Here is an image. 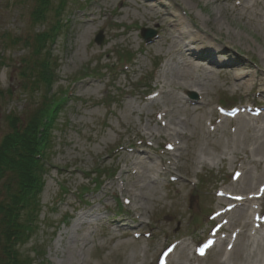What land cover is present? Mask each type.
<instances>
[{"label":"rangeland","instance_id":"obj_1","mask_svg":"<svg viewBox=\"0 0 264 264\" xmlns=\"http://www.w3.org/2000/svg\"><path fill=\"white\" fill-rule=\"evenodd\" d=\"M120 1L0 0V144L13 124L24 125L36 115L46 88L48 101H62L48 131L53 144L45 156L40 211L33 232L16 245L27 259L24 264H156L160 249L167 245L172 254L169 264H264V226L254 225L251 234L233 247L235 232H216L218 198L213 193L220 186L229 188L241 170L254 171L252 162L239 157L248 159L243 148L255 146L252 137L261 131L253 126L264 130V21L259 13L263 4L243 1L245 16L228 19L220 9L237 0H221L220 9L205 0H161L173 5L170 11L185 31L195 33L192 18L208 30L209 42L219 49L214 53L217 63H211L204 52L193 55L195 44L189 43L187 56L201 81L199 88L182 89L174 81L166 82L165 101L152 104L161 87L156 79L162 65L171 58L177 65L187 56L174 53L167 42L148 48L163 32L156 21L147 19L159 12L147 8L153 2L140 7V0H123L125 5ZM175 1L181 7L178 11ZM87 12L98 20L84 31L77 18ZM142 29L154 32L149 42ZM98 32L101 43L95 41ZM39 37L47 41L41 49ZM45 61L54 80L35 84L38 68L45 70L39 63ZM85 82L96 87L80 96ZM165 108L162 121H175V126L184 121L177 129L185 134L175 135L179 148L169 156L161 153L164 140L146 135L150 130L158 133L154 119H160ZM239 110L250 123L248 130L236 127ZM218 126L215 135L207 137L205 131ZM138 133L145 134L144 144ZM139 146L142 149H136ZM132 152L142 160L148 156L150 160H144L152 168L140 180L145 196L138 205L120 190L129 180L120 172ZM168 158L176 164H170V174H163L160 162L166 164ZM255 194L251 209L261 210L264 219V179ZM76 223L79 229L74 228ZM139 224L143 226L138 228ZM125 231L123 237H112ZM225 236L221 248L207 247L213 238ZM137 238L141 240L131 242ZM204 246L205 251L198 253ZM196 249L201 256L193 261ZM7 260L11 256L0 248V264H11Z\"/></svg>","mask_w":264,"mask_h":264},{"label":"bare ground","instance_id":"obj_2","mask_svg":"<svg viewBox=\"0 0 264 264\" xmlns=\"http://www.w3.org/2000/svg\"><path fill=\"white\" fill-rule=\"evenodd\" d=\"M146 1L153 2V4L150 5ZM220 1L221 0H205V4H212L214 6H217L215 8L220 9V4H219ZM243 1H247V0H237L231 3L227 2L226 4L227 6L229 5V7L224 6L223 7L224 11L222 9L220 10L221 12H223V14L228 19L232 18V15L245 16L246 12L242 11V8L240 6L242 5L241 2ZM252 1H253L252 5H255V6L260 5V3L263 4V7L259 11V13H260V18L262 19V21H264V0H252ZM120 3L122 5L123 4L125 5V2L123 0H121ZM175 3H176L175 11H178V9L181 7L176 1ZM146 4H148L147 5L148 9L156 8V11H159L156 13L149 14L147 19L156 21L159 25V28H161L163 31L161 32V34H159L158 38L152 41L151 45H149L148 47L149 49H151L156 44H159V43L165 44V42H167L169 44L170 49L175 50L174 53H177L178 55L182 56V58H185L187 54L189 55L188 53L189 50L186 47H188L189 43H193L195 44V46L192 48V49H195L194 52L192 53L193 55L199 56L201 55L202 52H204L203 55L205 54L207 56V59L209 60V62L217 63L214 58V53L216 50L218 52L219 48L215 47L213 42H209L211 41L209 38L210 33L207 32L208 31L207 29L199 26L197 22H195L192 18H190L191 24L196 30H195V33L187 32L184 30V27L180 25V22L177 21L178 20L177 14L175 12H171L173 10V7H172L173 5H171L170 3L162 4L161 0H140L138 3V6L143 7L142 5H146ZM118 13H121V10H118ZM93 15L94 14L92 12H87L84 15H82L81 18H77V22L83 26L82 28L84 31H86L94 22L98 20V18H95ZM172 20H174L175 23L173 25L167 26L166 28V26L164 25L168 21H172ZM166 30L167 31L172 30V33L167 32ZM176 38L177 40H175ZM206 48L208 49L207 53H205ZM189 60L192 61L187 56L186 59H183V61L178 62V64L175 65L171 58L168 63L165 62L162 65V69L160 70L161 73L157 76V79H156V83L160 82L161 87L160 89L157 90V93L153 96V99L151 100L152 104H155L159 100H162L163 102L165 101L166 96L164 95H166L167 93L164 91L163 87L166 84V82L171 83L174 81V84L182 89L199 88L197 86L200 85L201 81L198 75L197 74L195 75L196 73L195 69L191 67V64L193 61L190 62ZM135 63L138 64L139 62L136 61ZM195 66L199 67V65H195ZM239 85L241 86L242 83L239 82ZM82 86L84 87H81L79 89L80 96H84L86 94V91H91V88L96 87V85L90 82H85ZM199 90H202V89H199ZM195 91L197 90L195 89ZM201 92L198 91V93H201ZM202 107L203 106H196L195 109L201 110ZM246 109H248L249 111V109L251 108H246ZM246 109H243V110L245 111ZM162 110L163 111L160 112V115H161L160 119L159 118L154 119L156 124L159 126L157 130L158 133H154L153 131L150 130L149 133L146 135H147V138L155 139L156 141L158 139L164 140L160 143L163 145V149H165V150H162L161 153L165 155L168 154L169 156L171 153L170 152L171 150L179 148L174 138H175V135H177L178 137H183V135L185 134V133H182L179 129H177V126L180 127L181 123L182 122L184 123V121L182 120L179 121V123L176 126H175V121L169 120V123H167V121L165 120L162 121L161 118L164 116L165 114L164 111H166V108ZM240 112L241 111L239 110V112L236 113L238 114L236 116V119H237L236 127L242 130L244 129L248 130L250 128L249 126L250 123L245 120L246 119L245 117H243L242 115L240 116ZM150 119H152V117H150ZM262 119H264V116L262 117ZM230 121L232 122L234 120L232 118L231 119L229 118V122ZM219 127L220 126L214 127V128L211 127L207 131H205V133H207V137L210 135H215L214 133L219 130ZM253 127H254L253 129L257 128V130L261 132L259 135H256L255 133V136L252 137L255 143V146L251 150L243 148V151L247 152L246 154L248 156L247 157L248 159L244 160L243 157L241 158L239 157V160L243 162L245 161L246 163L252 162L254 166V171L241 170L240 174H237L235 176V181L233 184H231L229 188H226V187L222 188L220 186L219 188H216L213 191L214 195L218 198L217 199L218 207L216 209V215L218 217L215 219V223H214V225L218 227L216 232H221V231H226L228 233L235 232L234 241H231L233 247L237 243H240L239 241L242 240L244 237L249 236L251 234L249 233V231L251 230V228H253L254 225L257 224V226L259 227L264 226V219L260 218L261 210L256 211L255 209H251L252 204L257 200V197H258V195H256L255 192L257 189H259L260 184L263 182V179H264V157H263L264 156V130L262 128L263 126H260V125H255ZM166 137L168 138V140H165ZM137 138L140 140V143H143V144L145 142L144 140L147 139L145 137V134L141 135L139 133L137 135ZM136 149L140 150L142 149V147L139 146ZM255 155H260L261 157L259 159H254L253 157ZM145 157L146 158L143 157V160H142L138 156L135 157V153L132 152L128 156L129 158L128 160L130 161L128 162L129 164L133 163V166H130V165L128 166V162L125 159L124 168H122L120 172V174H123L125 172L126 178L129 179L127 180V182L121 183L122 185L120 186V190L126 195L125 196L126 198L128 197L130 198V199L128 198L129 202H131V204L133 205H136V204L138 205L139 201H141L140 197L142 198L145 196L144 193L142 192V187H144V185L140 186V182H141L140 180L142 178L148 177L146 172L152 169L145 162V160L147 159L150 160V158L148 156H145ZM161 162H160L159 167L161 171H163L162 172L163 174H170L172 171L170 169V164L171 163L176 164L175 161L171 162L170 158H168V161L166 164H163ZM134 165L141 168V172L135 171ZM177 167L178 165H175V168ZM240 167L242 168V165ZM91 171L92 170L87 171V174H85L84 177L88 178L89 177L88 174ZM130 176L132 177V179L129 178ZM119 178L123 180V177L121 175L119 176ZM109 184L111 186H116V181H110ZM128 186H132V187L130 188ZM135 190H138V192H136ZM230 197H233V198H230ZM139 206L143 209L141 205ZM225 218H228L227 222L222 221ZM78 223L74 225L75 229H79L77 227ZM142 226L143 224H139L138 228ZM80 229L81 231L80 232L78 231V235H77L78 239H80V236H82L81 234L83 232V229L82 228ZM125 233L128 234V232L125 231V232H122L121 234L115 233L112 237L120 238V237H123ZM139 240H141V238L131 240V242L136 243L137 241L139 242ZM224 241H227L226 236L219 237V238L215 237L212 240H210L207 247L214 248L217 246L218 248H221L222 247L221 245L223 244ZM176 246H178V243L173 245L172 248H176ZM186 247L187 245L184 244L182 246V249L185 250ZM80 248L83 249L84 246H81ZM198 253H201V251H198ZM198 253L196 249V252H194V256L191 257L193 261L200 258L201 255ZM171 259H172L171 249L168 248V245L165 247L163 246L160 249L156 257V264H169L171 262Z\"/></svg>","mask_w":264,"mask_h":264},{"label":"trees","instance_id":"obj_3","mask_svg":"<svg viewBox=\"0 0 264 264\" xmlns=\"http://www.w3.org/2000/svg\"><path fill=\"white\" fill-rule=\"evenodd\" d=\"M34 14L38 16L36 12ZM41 38L44 37L37 40L40 49L43 46L41 43L44 40L47 42ZM39 66L45 70L35 67L33 72L37 68L38 71L34 83L42 81L48 84L53 81L47 62L39 63ZM44 91V100L36 115L24 125L22 122L17 126L13 124V130L0 144V248L8 258L11 256L12 260H7L11 264H24L27 261L16 245L19 246L33 232V222L36 223L40 211L45 156L52 143L48 131L52 129L55 113L62 103L48 101L47 88Z\"/></svg>","mask_w":264,"mask_h":264},{"label":"water","instance_id":"obj_4","mask_svg":"<svg viewBox=\"0 0 264 264\" xmlns=\"http://www.w3.org/2000/svg\"><path fill=\"white\" fill-rule=\"evenodd\" d=\"M154 34L153 31H151L150 29H143L142 30V35L143 37L146 39V41L150 40V37ZM95 41L97 43H101L102 42V34L101 32H98L95 36Z\"/></svg>","mask_w":264,"mask_h":264}]
</instances>
